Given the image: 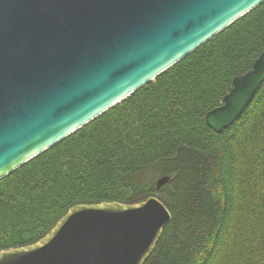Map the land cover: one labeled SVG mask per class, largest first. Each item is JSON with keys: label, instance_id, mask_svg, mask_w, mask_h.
<instances>
[{"label": "trees", "instance_id": "16d2710c", "mask_svg": "<svg viewBox=\"0 0 264 264\" xmlns=\"http://www.w3.org/2000/svg\"><path fill=\"white\" fill-rule=\"evenodd\" d=\"M263 51L264 2L0 179V251L39 241L74 205L157 195L172 219L145 264H264V83L233 125L206 122Z\"/></svg>", "mask_w": 264, "mask_h": 264}, {"label": "water", "instance_id": "95a60500", "mask_svg": "<svg viewBox=\"0 0 264 264\" xmlns=\"http://www.w3.org/2000/svg\"><path fill=\"white\" fill-rule=\"evenodd\" d=\"M263 2L0 0V179ZM263 83L264 51L207 124L217 133L233 125ZM171 219L157 195L77 204L39 241L0 251V264H145Z\"/></svg>", "mask_w": 264, "mask_h": 264}]
</instances>
